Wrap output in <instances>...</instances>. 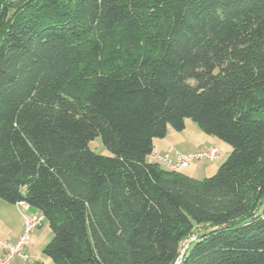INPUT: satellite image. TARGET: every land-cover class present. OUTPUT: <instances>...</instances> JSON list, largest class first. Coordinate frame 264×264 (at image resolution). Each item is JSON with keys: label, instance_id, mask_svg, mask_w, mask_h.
Returning a JSON list of instances; mask_svg holds the SVG:
<instances>
[{"label": "trees", "instance_id": "trees-1", "mask_svg": "<svg viewBox=\"0 0 264 264\" xmlns=\"http://www.w3.org/2000/svg\"><path fill=\"white\" fill-rule=\"evenodd\" d=\"M186 118L203 179L150 157ZM0 199L51 264H264V0H0Z\"/></svg>", "mask_w": 264, "mask_h": 264}, {"label": "rangeland", "instance_id": "rangeland-1", "mask_svg": "<svg viewBox=\"0 0 264 264\" xmlns=\"http://www.w3.org/2000/svg\"><path fill=\"white\" fill-rule=\"evenodd\" d=\"M170 131H172L173 134L168 137L169 144L162 145L163 151H159L160 155L172 154L175 150H178L182 153L200 151L206 149V146L210 144L217 148L218 154L215 159H202L191 161L187 167L181 169L184 174L197 179H203L214 174L218 169L219 165L225 160V158L228 156L232 149L230 144H228L227 142L223 141L222 139L218 138L213 134H208L204 132L190 118L185 119V127L182 131L178 132L173 130L172 128H170ZM89 147L97 153L106 155L110 154L109 150L101 143L99 137H95L93 140H91L89 142ZM5 204L9 205L7 202L0 199V210H3L1 209V205ZM19 214V212L16 214L18 218ZM16 215L11 216V222L13 221L14 224H16L17 222L15 219ZM38 227H36L30 234V241L34 243V247L32 253H29V257L33 261H40V264H51V259L42 252L43 247L51 238V230L45 219ZM35 230H37V233H39L36 234V236H34ZM39 230L41 232H39Z\"/></svg>", "mask_w": 264, "mask_h": 264}, {"label": "built area", "instance_id": "built-area-1", "mask_svg": "<svg viewBox=\"0 0 264 264\" xmlns=\"http://www.w3.org/2000/svg\"><path fill=\"white\" fill-rule=\"evenodd\" d=\"M218 150L215 146L207 147L200 151L182 153L175 150L172 154L159 155L155 152L150 156L152 160L160 163L169 170L180 171L187 167L191 161L202 159H215ZM25 208L27 204L17 203ZM44 220L43 216L38 214L24 213L22 215V229L15 241H4L0 244L2 252L0 254V264H10L16 259L22 262L29 260L28 248L30 246V234Z\"/></svg>", "mask_w": 264, "mask_h": 264}, {"label": "crops", "instance_id": "crops-1", "mask_svg": "<svg viewBox=\"0 0 264 264\" xmlns=\"http://www.w3.org/2000/svg\"><path fill=\"white\" fill-rule=\"evenodd\" d=\"M171 134H173V133H172V131H170V128H169L168 133L164 138L155 140L154 151L156 153L160 154L159 151L160 150L163 151L162 145L169 144V138L168 137ZM210 146H213V145L210 144L206 147H210ZM9 205H6V204L1 205V209H3V210H0V215H1V217H0V219H1V221H0V244L4 241H12L13 242L16 240L17 236L20 234L21 229H22L21 228V223H22V221H21L22 217L21 216L24 213H31V214H37L38 213L37 210L31 209L29 207L25 208V207L18 205V204H9ZM18 212L20 213L19 218L16 215ZM15 215H16L15 219L17 221L16 224H14L13 221L11 222V216H15ZM35 232H34V236H36V234H39V233H37L38 232L37 230H35ZM39 232H41V231L39 230ZM44 240H42V241H44ZM33 247H34V243L30 241L28 253H32ZM1 252H2V249L0 246V254H1ZM10 264H40V261H37V260L33 261V260H31V258H29V260L27 262H22L19 259H16L15 261H13Z\"/></svg>", "mask_w": 264, "mask_h": 264}]
</instances>
